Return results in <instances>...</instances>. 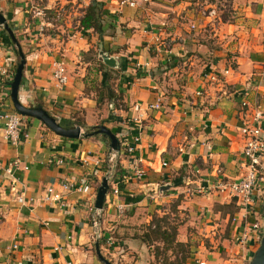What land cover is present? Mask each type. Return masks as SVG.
I'll use <instances>...</instances> for the list:
<instances>
[{
  "label": "crops",
  "instance_id": "1",
  "mask_svg": "<svg viewBox=\"0 0 264 264\" xmlns=\"http://www.w3.org/2000/svg\"><path fill=\"white\" fill-rule=\"evenodd\" d=\"M95 1L106 13L98 33L78 29L91 0H0V14L11 24L24 56L17 92L22 106L43 109L64 129L87 133L100 124L118 141L138 137L133 154L120 151L116 163L121 175L136 158L144 177L121 181L118 197L105 198L98 225L102 239H114L108 251L98 241L100 254L111 264H136L125 251L134 240L121 233L122 227L139 214V223L147 226L174 200L185 218L175 237L187 245L180 264H247L263 227L257 217L264 197V157L259 160L261 183L246 211L212 190L194 196L186 190L209 187L217 178L237 180L244 171L241 121L259 111L264 130V0H135L133 7H119L121 0ZM208 9L214 17L204 16ZM1 30L0 70L12 77L18 57ZM99 53L113 59L114 67H100ZM59 60L67 82L58 89L51 64ZM111 71L115 79L105 80ZM210 71L218 83L203 77ZM6 88L0 85V112L13 111ZM110 91L121 107L114 108ZM157 100L159 109H149ZM132 118L139 119V129ZM1 125L0 264H101L88 208H93L105 169L91 163L108 153L106 139H64L24 117V136L12 145ZM83 158L86 169L78 162ZM13 161H18L16 168ZM82 176L86 187L81 193H67L60 203L43 201L46 187L57 192L59 182L81 181ZM20 193L23 204L15 201ZM115 202L124 205L123 216L116 214ZM254 223L257 232H250L244 244L235 243L233 238Z\"/></svg>",
  "mask_w": 264,
  "mask_h": 264
},
{
  "label": "built area",
  "instance_id": "2",
  "mask_svg": "<svg viewBox=\"0 0 264 264\" xmlns=\"http://www.w3.org/2000/svg\"><path fill=\"white\" fill-rule=\"evenodd\" d=\"M141 3H146L149 0H138ZM135 0H121L118 2V6L126 5L128 7L134 6ZM215 12L212 9L205 11L204 16L214 17ZM52 72L51 79L54 82L56 88H61L66 85L67 78L65 76L64 62L53 61L51 64ZM223 74L227 73V70L222 72ZM203 77L213 83H218L220 81L217 74L214 72H208ZM12 77L9 73H7V69L0 70V85L2 89L6 86L7 90L5 92V96L7 97L9 92V83ZM200 92L196 93V96H200ZM151 110L159 109V101L157 100L154 104L148 106ZM23 118L16 114L13 111L8 112H0V123L2 124L3 137L5 140H8L12 145L18 143L20 135L24 136L23 133ZM131 121L134 123V126L139 129L140 121L138 118H132ZM261 121V113L256 111L251 118V121H243V126L239 129V132L243 139V147L241 149V156L243 158V168L244 171L242 175L233 183L223 182L217 180L213 187H201L197 186L192 189H187L186 193L189 196L207 194L208 191L213 188L222 197L232 201L236 207H238L242 211H246L247 208L251 207L254 203L253 200V188L256 183L261 178L259 170L261 169L258 165V160L264 157V133L263 129L260 127L259 122ZM126 138V137H125ZM120 139L118 141V151H110L100 160L95 159L91 164L94 166H99L101 164L105 165V169L103 172V176L107 178V196H111L112 198L118 197V188L117 185L124 180L132 179L135 181H139L144 177V170L141 169L139 165V160L133 158L130 162V169L127 173H123L119 175V171L117 169V158L119 156L120 151L124 154H133L135 150V144L138 142V137L133 136L131 142H128L127 139ZM56 164H62L60 159L54 160ZM79 165L81 168L86 169L89 165L87 158L79 159ZM18 166V161H13L11 163L12 168H16ZM25 169V167H24ZM8 175L10 176L11 170H6ZM218 172V171H217ZM86 176H82L81 181H73L64 179L63 181L58 183V191H54L53 187H46L44 190L45 195L43 196V201L56 202L60 203L67 193L76 192L81 193L86 185L85 184ZM12 189V188H10ZM15 201L19 204L25 203L23 194L15 196ZM115 212L117 215H121L123 213L124 205L119 202H115L114 205ZM89 213V227L93 231L95 235V240L99 241L102 239V234L99 231L98 219H99V211L95 210L91 206L88 208ZM258 229L257 223L251 225L250 231H242L239 236L233 238L234 242L242 245L247 242L249 238L250 232L256 233ZM103 244L105 246V250H110L113 247V241L109 237L102 239ZM12 249L16 248V245L11 247ZM196 264H201L199 261Z\"/></svg>",
  "mask_w": 264,
  "mask_h": 264
},
{
  "label": "water",
  "instance_id": "3",
  "mask_svg": "<svg viewBox=\"0 0 264 264\" xmlns=\"http://www.w3.org/2000/svg\"><path fill=\"white\" fill-rule=\"evenodd\" d=\"M0 27L6 32L9 40L13 44L16 50L18 57L17 63L14 68L12 79L9 83V101L13 111L21 117H29L39 121L45 128L51 131L54 135L64 138V139H77L79 137L87 138L89 136L100 135L104 137L107 141L108 150L117 152L118 151V140L114 134H112L107 128L102 125L96 126L90 132L82 133L79 127H74L71 129H64L59 126L52 117H50L43 109L39 107H24L22 106L17 98L18 87L21 81L22 70L24 66V56L21 53V50L18 46L17 41L15 40L11 30L8 28L5 19L0 14ZM102 64L107 67H114V60L107 57L106 55L99 53ZM107 178L103 176L100 180V183L96 189L95 198L93 201V208L97 211H101L103 208V202L105 200V195L107 193ZM162 191V190H161ZM262 217L264 219V205L261 207ZM94 254L96 259L101 264H111L107 259H105L98 250V241H94ZM247 264H264V228L259 239L258 247L251 255Z\"/></svg>",
  "mask_w": 264,
  "mask_h": 264
},
{
  "label": "rangeland",
  "instance_id": "4",
  "mask_svg": "<svg viewBox=\"0 0 264 264\" xmlns=\"http://www.w3.org/2000/svg\"><path fill=\"white\" fill-rule=\"evenodd\" d=\"M208 10H206V11H208ZM97 59H98V65H99L101 62V59L99 56ZM109 75H110V77H109L110 80H113L116 77L115 71H111V73ZM114 106L116 108L118 106H120V107L122 106V104L120 103L119 97L115 98ZM261 119H262V114H261ZM250 120L243 119L240 123V126L238 128V133H239L241 139H242V136L239 132V129L243 126V121L249 122ZM82 132H84V130H82ZM263 133H264V130H263ZM242 141H243V139H242ZM259 160H258V165H259ZM217 180L222 181L218 178H217ZM226 182L233 183L232 181H226ZM258 183H261V182H258ZM213 185L214 184L210 185L209 187H211V186L213 187ZM255 187H256V185H255ZM210 190H212L213 192H215L216 194H218L222 197V195L219 194L213 188H211ZM253 190H254V188H253ZM209 191H208V193H209ZM260 199L263 200L262 204L264 205V197H262ZM262 212H263L262 209H259V211H258L259 214L257 217L260 220L261 224H263V227L260 229L261 233L259 235V239L261 238L263 228H264V219L262 217ZM142 213L145 216V213L144 212H142ZM121 215L123 216V213ZM138 217L139 218L136 219V222H134L132 220H127L128 222H125L124 226L121 229V233H125L124 235H126V238H131L134 240V241H130L132 245H129L130 248H127L125 251L127 252V254L130 253L129 258L132 257L131 259H133V261H136V264H180V261L182 259L186 258V256H187V245L183 244L184 247H182V248L175 246V243H176L175 237L178 234L177 228L183 222V219H185L184 215H181L178 212V210L176 209V201L172 200L167 205V211H165L164 214L161 215L160 217H156V219H159L161 217L163 218V222H160L159 220H157V224L161 227V229H166V231H168V235H170L169 240H170V237L171 238L173 237V235H171L172 229L173 228L175 229V235L173 237L172 242L170 240L171 243L161 242V240L159 238L155 239L154 236L149 234L146 226L142 223H139V221H141L140 219L143 218L141 216V214H139ZM99 231L101 234L100 229H99ZM146 235L149 236L148 242L144 241V238ZM111 236H113V235H111ZM109 238L111 239V241H113V239H114V237L111 238L110 236H109Z\"/></svg>",
  "mask_w": 264,
  "mask_h": 264
},
{
  "label": "trees",
  "instance_id": "5",
  "mask_svg": "<svg viewBox=\"0 0 264 264\" xmlns=\"http://www.w3.org/2000/svg\"><path fill=\"white\" fill-rule=\"evenodd\" d=\"M105 15H106V13L104 12V10L102 8V5L100 3H96L95 0H91V3H89V5L86 8L83 16L79 20L78 29L80 31H86V30L90 29V30L95 31V32L98 33L99 30H100V26L102 24V18ZM7 26L12 32L13 29H12L11 24L7 23ZM1 31L6 34V32L3 29ZM6 36H7V34H6ZM100 67L105 68V65L100 62ZM105 76H106L105 80L108 81V79L110 77L109 72L107 74H105ZM109 93L110 94L107 95V97L109 99L113 100L112 102H113V106H114V97H112L113 93H112V91H110ZM114 108H115V106H114ZM78 125L80 126V124H78ZM230 213H232V212H230ZM157 220H159L160 222H163V218L162 217L159 218V219H156V217H153L151 219V221L149 222V224L146 226L149 234L154 236L155 239L159 238L161 240V242L171 243L172 240H173V237L175 235V229L173 228L172 231H171L172 232L171 235H173V237L172 238L170 237V240H171V242H170V240H169V236L170 235H168V231H166V229H161V227L157 224ZM144 241L145 242L149 241V236L148 235L145 236ZM175 246L179 247V248L184 247V245L180 244V243H175ZM182 261H183V259L181 260V262Z\"/></svg>",
  "mask_w": 264,
  "mask_h": 264
}]
</instances>
